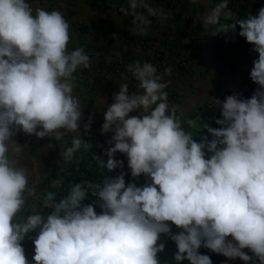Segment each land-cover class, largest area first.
I'll list each match as a JSON object with an SVG mask.
<instances>
[{
  "label": "clouds",
  "instance_id": "9594fccd",
  "mask_svg": "<svg viewBox=\"0 0 264 264\" xmlns=\"http://www.w3.org/2000/svg\"><path fill=\"white\" fill-rule=\"evenodd\" d=\"M139 7L149 16L164 13L143 0L121 8L131 10L134 31L144 35L151 21ZM225 8L219 4L205 23L217 24ZM224 14L230 22L215 32L231 39L238 25V35L258 53L250 70L257 85L251 96L233 92L215 100L218 127L204 124L206 133L196 139L169 105L167 82L156 67L134 61L127 71L138 81L137 91L119 84L100 129L112 133V146L106 161L96 156L107 172L124 168L117 152L126 156L133 181L126 183L120 171L101 182L73 183L59 200L51 190L40 199L13 137L23 131L61 140L75 133L65 159L92 149L79 130L83 112L74 93V74L89 68L90 58L83 48H68L71 26L60 10L0 0V264H162V236L177 249L163 264H213L202 247L229 260L264 264V6L243 18ZM91 123L89 117L85 135ZM142 175L145 182L138 185L135 178ZM89 197L94 199L84 203ZM29 199L39 203L21 215ZM26 237L34 245L32 261L22 244Z\"/></svg>",
  "mask_w": 264,
  "mask_h": 264
},
{
  "label": "crops",
  "instance_id": "0c3cea01",
  "mask_svg": "<svg viewBox=\"0 0 264 264\" xmlns=\"http://www.w3.org/2000/svg\"><path fill=\"white\" fill-rule=\"evenodd\" d=\"M226 0H143L144 4L162 10L164 16H149L146 8L139 7L137 12L143 14L151 22L144 25L147 31L154 32L148 40L142 34H137L134 29V17L125 19L119 14L106 15L104 6L92 0H27L35 9L45 8L48 11L60 10L70 24L71 41L70 50L77 47L83 48L80 41L85 40L90 47L91 54L89 68H78L74 74V93L78 96L83 117L80 125L81 134L93 142L101 141L105 146L108 144L112 133L102 134L100 129L104 122V112L107 105L112 103V97L119 91V84L127 83L129 91H137V85L129 81L127 65L139 60L145 62L148 48L160 47L166 57L161 76L167 82L165 91L168 94L170 106H175L177 115L184 121L187 130L194 132L200 126L198 135L206 133L204 125H216L215 119L220 117L219 106L215 103L212 107L203 108L201 105L209 100H223L225 96L235 91L239 73L224 74L222 76L223 60L215 56L214 51L219 42H222L221 33L215 36L214 25L206 24L205 18L216 7ZM108 4H122L128 7L129 0H106ZM251 5H248L250 7ZM130 11V10H129ZM221 12L224 17L226 10ZM105 21L104 26L111 29L102 31L96 24ZM230 21L221 19L220 23ZM80 27H77V24ZM252 45L246 43L237 53L242 59H247L248 50ZM84 49V48H83ZM252 52H250L251 55ZM120 54L125 59V66L116 75L105 77L101 71L107 69L114 55ZM170 68V75L165 69ZM234 71V70H233ZM136 114V113H133ZM89 117L92 119L88 133L84 134V124ZM194 122V123H189ZM212 126V127H214ZM203 129V130H202ZM69 133L61 140H49L48 137L37 139L35 135L25 134L19 131L13 137L20 144L19 163L26 167L30 173V184L36 188L37 195L47 190L54 182V163L59 156L56 147L67 137L74 136ZM199 138V137H198ZM51 182V183H49ZM41 199V198H40ZM38 204L39 200L29 199L21 215H27L32 204ZM172 230L178 231L175 225ZM35 235V233H32ZM166 242L163 252L158 254L162 264L164 261H172L176 245L171 239L162 236ZM34 245L30 250H25L29 261H32ZM202 254H208L213 264H244L239 258L229 260L223 255L216 254L209 249L201 248ZM174 264V262H173ZM181 264H189L187 260Z\"/></svg>",
  "mask_w": 264,
  "mask_h": 264
},
{
  "label": "built area",
  "instance_id": "2783aa9c",
  "mask_svg": "<svg viewBox=\"0 0 264 264\" xmlns=\"http://www.w3.org/2000/svg\"><path fill=\"white\" fill-rule=\"evenodd\" d=\"M96 2L99 5L104 6L105 14L110 15V14H119L121 16H124L125 19L130 20L133 16L131 15V10L129 11V14H125L121 12V8L124 7L122 4H108L106 0H92ZM246 1V0H232V14L234 16H237L239 18H243L248 14L249 12H253L255 14L258 9L261 6H264V0H253V3L250 7H248L247 2H244L241 4V2ZM226 3V1H225ZM246 3L245 7H242ZM125 8V7H124ZM227 11V10H226ZM77 27H80L81 25L78 23L76 25ZM151 35H155L154 32H151ZM149 31H147V34L142 35L145 40L149 39L150 36ZM239 33V26L237 25V29L235 33L228 34L229 36H236L238 43H233L231 39H229L226 35H224L222 41H227V50L222 51L219 47L215 48L214 54L217 57L222 58L223 60V66H222V76L224 74L228 73V70L230 67L234 66L235 64V58L237 56L238 51L240 48L246 43V39L243 37H240L238 35ZM82 47L84 48V52L87 55L91 54V49L89 46L86 45L85 40L80 41ZM147 55L145 57V61L152 63L156 69L157 73L159 75L162 74L164 66L166 64V57L164 55V52L162 49L158 46L152 47L151 49L148 48ZM125 66V59L122 55L117 54L114 55L110 66L107 67V69H104L101 71L102 75L105 77H109L111 75H116L118 74L121 69ZM129 81L133 85H137L138 81L135 80V78L129 74ZM215 104V99L214 100H209L205 101L201 107L207 108V107H212ZM75 136V135H74ZM74 136H69L67 137L58 147L57 151L59 152V156L56 158V161L54 163V170L52 173H58L59 178L55 179L53 177V180L55 182V186H53L54 182H49L51 185L48 187L47 190H51L53 192L57 193L56 199L59 200L63 195H65L69 190L70 187L73 183H78L82 181H91V182H101L103 179L104 175H110V176H115L118 175L120 171H124L126 173L125 175V180L127 182L133 181V178L130 175V170L128 169L127 166V158L123 154L117 152L115 158L120 159L124 161V168L123 169H115L112 172H107L106 169H101L99 167L98 160L96 159V156L101 157L105 161L107 160V155H106V149L110 146H105L101 141L97 140V142L91 141L89 138L84 137L85 139H88L90 142H92V149L90 151H86L83 148H81L79 151L75 152L73 154V157L71 159H65L63 153L66 150V148L70 147L72 145V140ZM145 177L142 175L138 178H135V182L138 185H141L145 182ZM45 190V191H47ZM40 192V198L43 199V195L45 193ZM94 199L93 197L87 198L84 203H89L91 200ZM98 212L100 209L97 207L96 209ZM44 212H50L51 209H43ZM30 236H34L32 233L29 234ZM25 250H29L32 247V241L28 239L27 237L25 240L22 242Z\"/></svg>",
  "mask_w": 264,
  "mask_h": 264
},
{
  "label": "trees",
  "instance_id": "16d2710c",
  "mask_svg": "<svg viewBox=\"0 0 264 264\" xmlns=\"http://www.w3.org/2000/svg\"><path fill=\"white\" fill-rule=\"evenodd\" d=\"M244 2H247L248 4L252 5L253 0H246ZM244 2L242 1L241 4H243ZM231 3H232V0H226L227 8H225L224 10H227L228 12H232L233 6ZM245 6H246V3L242 5V7H245ZM221 19H226V17L225 16L219 17V22L214 25V32L217 31L219 26L221 25L220 23ZM105 23H106L105 21L101 20L96 24V26H99L102 29V31L108 32L110 31L111 28L106 25L104 26ZM218 34L220 36L221 33L215 32V36H217ZM224 35L225 34L222 35V39ZM231 41L233 43L235 42L238 43L237 37L235 35L232 36ZM226 44H227V41H222L221 43L219 42L217 47H219L222 51H225L227 50V45H228ZM256 58H258V53H255V52H252L250 57L247 59H242L239 56H236L234 66L230 67V70L228 71V74H233V73L238 74L239 73V77H238V81L236 85V92L242 93L244 97H250L252 92L257 87V85L250 79V70L253 66V60ZM215 127H218V125H216Z\"/></svg>",
  "mask_w": 264,
  "mask_h": 264
},
{
  "label": "rangeland",
  "instance_id": "374dc122",
  "mask_svg": "<svg viewBox=\"0 0 264 264\" xmlns=\"http://www.w3.org/2000/svg\"><path fill=\"white\" fill-rule=\"evenodd\" d=\"M247 50H248V51H247V52H248L247 56H250V52H251V51H250L249 49H247ZM205 124H206V123H205ZM203 125H204V124H202V126H203ZM211 126H214V124L211 125ZM215 126H216V125H215ZM215 126H214V127H215ZM202 130H203V129H202ZM205 130H206V129H205ZM199 131H200V126H199V127L197 126V128H195V129H194V132H193L194 138L199 139V138H198V137H199V135H198V132H199ZM54 178H55V179H58V178H59V174H58V173H55V174H54Z\"/></svg>",
  "mask_w": 264,
  "mask_h": 264
}]
</instances>
